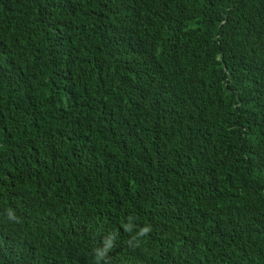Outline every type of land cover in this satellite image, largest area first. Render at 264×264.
<instances>
[{"label": "trees", "instance_id": "trees-1", "mask_svg": "<svg viewBox=\"0 0 264 264\" xmlns=\"http://www.w3.org/2000/svg\"><path fill=\"white\" fill-rule=\"evenodd\" d=\"M0 264H264V0H0Z\"/></svg>", "mask_w": 264, "mask_h": 264}]
</instances>
